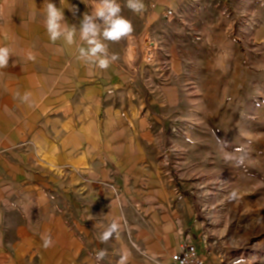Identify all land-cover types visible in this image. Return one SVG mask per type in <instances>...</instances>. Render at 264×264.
Wrapping results in <instances>:
<instances>
[{"label": "crops", "instance_id": "crops-1", "mask_svg": "<svg viewBox=\"0 0 264 264\" xmlns=\"http://www.w3.org/2000/svg\"><path fill=\"white\" fill-rule=\"evenodd\" d=\"M52 2L77 29L93 6ZM160 2L144 0L146 10L135 14L119 0L134 32L106 42L119 59L102 70L78 59L77 46H86L79 31L72 46L49 40L44 0H0V46L13 53L0 69V264H117L124 250L128 264H172L183 241L202 240V222L178 221L163 185L144 63L128 53L160 16ZM112 220L118 236L100 243ZM100 249L108 254L97 261Z\"/></svg>", "mask_w": 264, "mask_h": 264}, {"label": "rangeland", "instance_id": "rangeland-1", "mask_svg": "<svg viewBox=\"0 0 264 264\" xmlns=\"http://www.w3.org/2000/svg\"><path fill=\"white\" fill-rule=\"evenodd\" d=\"M154 10L128 53L144 63L177 220L202 222L211 264H264V0H162Z\"/></svg>", "mask_w": 264, "mask_h": 264}, {"label": "clouds", "instance_id": "clouds-1", "mask_svg": "<svg viewBox=\"0 0 264 264\" xmlns=\"http://www.w3.org/2000/svg\"><path fill=\"white\" fill-rule=\"evenodd\" d=\"M125 7L135 14H142L146 10L144 0H126ZM43 10L45 13L44 27L49 40L52 43L62 40L65 45L72 46L76 44V34L79 31V39L86 46H77L78 59L102 70L108 69L113 62L119 59L116 53L109 52L106 42H120L134 32L132 22L122 15L119 0H93L91 11L83 14L78 29L76 25H70L66 21L64 10L57 7L52 0H44ZM11 56L13 53L8 46H0V69H6L9 66ZM35 58L32 52L27 54V59L34 61ZM30 96V92H25L21 99L28 101ZM240 150L237 149V151ZM225 159L230 160L233 157L230 153H226ZM239 163H243V157L240 158ZM227 198L237 199V191L230 192ZM120 227L118 220H112L99 235V242L107 243L114 235L118 236ZM42 242L45 249L51 247L53 244L51 235L43 236ZM107 254L106 249H100L95 259L101 261ZM129 256L130 253L124 250L117 264H128ZM238 264H243V261H239Z\"/></svg>", "mask_w": 264, "mask_h": 264}, {"label": "built area", "instance_id": "built-area-1", "mask_svg": "<svg viewBox=\"0 0 264 264\" xmlns=\"http://www.w3.org/2000/svg\"><path fill=\"white\" fill-rule=\"evenodd\" d=\"M173 12L167 11L165 16L171 17ZM172 264H206V258L199 246L190 241H183L178 251L171 256Z\"/></svg>", "mask_w": 264, "mask_h": 264}]
</instances>
